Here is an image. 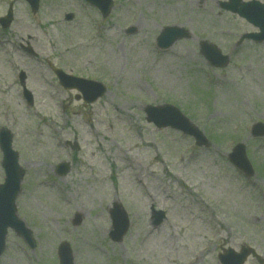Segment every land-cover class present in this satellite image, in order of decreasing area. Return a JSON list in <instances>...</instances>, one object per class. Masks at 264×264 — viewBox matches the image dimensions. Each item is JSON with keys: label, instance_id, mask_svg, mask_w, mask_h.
Segmentation results:
<instances>
[{"label": "rangeland", "instance_id": "374dc122", "mask_svg": "<svg viewBox=\"0 0 264 264\" xmlns=\"http://www.w3.org/2000/svg\"><path fill=\"white\" fill-rule=\"evenodd\" d=\"M8 1L0 0V14ZM226 1L113 0L102 18L82 0H41L36 14L14 0V21L0 32V127L14 133L26 170L16 209L36 247L28 249L9 231L0 264H58L63 241L75 264H216L214 247L243 244L264 259V137L249 134L252 124H264V41H239L257 29L222 9ZM67 12L74 14L69 22ZM166 25H179L189 37L162 51L155 39ZM22 38L33 44L37 61L16 49ZM201 40L228 55L227 64L210 66ZM46 59L101 81L107 92L84 105L57 87ZM21 67L33 74L32 107L17 84ZM45 73L52 84L40 79L38 85ZM167 103L201 130L208 146L146 121L144 105ZM67 140L77 141L79 151ZM239 142L254 169L251 178L227 161ZM61 161H70L71 170L57 177ZM115 201L131 224L121 243L107 235V207ZM151 207L166 212L156 228ZM75 212L81 214L76 226Z\"/></svg>", "mask_w": 264, "mask_h": 264}, {"label": "water", "instance_id": "95a60500", "mask_svg": "<svg viewBox=\"0 0 264 264\" xmlns=\"http://www.w3.org/2000/svg\"><path fill=\"white\" fill-rule=\"evenodd\" d=\"M30 4L33 6V10L37 8V0H28ZM90 2L98 5V7L103 11V14H107L109 8L111 7L110 0H89ZM240 0H230L229 3H223L222 6L226 9L231 11L237 12L240 16L247 19L250 23L260 29V33L258 35H249L252 38H264V5L258 2L252 1L249 3L240 4ZM10 18V16H9ZM67 19L70 18L69 16L66 17ZM174 33L178 32L177 36H184L185 33L183 31L178 30L177 28H170L165 31V33ZM182 32V33H180ZM165 33L163 35H165ZM162 35V36H163ZM206 43L202 44L203 51L212 59L215 55H217V51H215V47L212 45L204 46ZM226 57H224V61L220 64H224L226 62ZM69 87H76L85 95L87 91H91L93 89L92 83H87L85 81L74 79ZM98 93H95L89 98L86 96L87 101H92ZM147 113L149 114V119L154 121L157 125L163 126L165 124H171L174 126H182L179 120L174 118L173 114L177 115L175 111L171 108H148ZM178 116V115H177ZM189 125V124H188ZM255 131L254 134H264V128L260 124L254 127ZM1 147L4 152L5 158L3 166L6 170L7 178L4 185L0 186V253L3 250L4 246V237L6 233L7 227H13L18 232L24 234L27 232L23 231V225L20 224L15 217V210H14V198L16 193L19 190V181L23 174V171H20L16 168L15 160L11 157V151L9 148V141L6 139L2 140L1 138ZM231 158L235 160L237 165L241 167L243 170L248 172L250 175L253 173L252 169H250L248 161L245 158V153L243 150L242 145H238L234 150L233 153L230 155ZM123 214H120V216ZM123 221V220H122ZM159 221V219H158ZM125 222V220H124ZM124 222H122L120 229H119V236L123 234L126 226H123ZM114 238V237H113ZM117 238V237H116ZM114 238V239H116ZM64 248V249H63ZM62 249L60 250L59 257H60V264H72L71 252L69 247L66 244L62 245ZM249 252H254L253 250H243V253L240 255H236V259L232 262V264H242L245 256ZM232 255L231 252H229ZM223 263L227 264L223 257Z\"/></svg>", "mask_w": 264, "mask_h": 264}]
</instances>
